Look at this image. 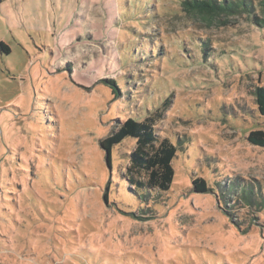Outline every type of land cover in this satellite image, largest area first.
Instances as JSON below:
<instances>
[{"label":"rangeland","instance_id":"1","mask_svg":"<svg viewBox=\"0 0 264 264\" xmlns=\"http://www.w3.org/2000/svg\"><path fill=\"white\" fill-rule=\"evenodd\" d=\"M180 1L0 0V264H264V27ZM166 98L174 176L146 200L135 139L109 164L100 140Z\"/></svg>","mask_w":264,"mask_h":264},{"label":"trees","instance_id":"2","mask_svg":"<svg viewBox=\"0 0 264 264\" xmlns=\"http://www.w3.org/2000/svg\"><path fill=\"white\" fill-rule=\"evenodd\" d=\"M180 6L187 13L206 18L250 12L253 13L251 17L253 25L264 27V16L257 15V11L264 15V0H258L257 3H254V0H181ZM0 46L5 48L1 42ZM106 82L113 87L114 95L120 96L115 82L108 79ZM255 94L258 110L264 115V87L257 88ZM169 100L166 98L142 120L131 117L123 121L117 120L110 134L100 140L101 148L108 152L109 163L110 151L114 145L128 137L135 139V146L129 153V164L124 175L133 191L141 192L146 200L153 199L155 191L158 193L168 190L174 176L172 159L177 147L167 137H159L154 127V124L162 118ZM246 139L250 144L264 148V130H251ZM192 184L195 192L208 191V186L201 177L194 178Z\"/></svg>","mask_w":264,"mask_h":264},{"label":"water","instance_id":"3","mask_svg":"<svg viewBox=\"0 0 264 264\" xmlns=\"http://www.w3.org/2000/svg\"><path fill=\"white\" fill-rule=\"evenodd\" d=\"M105 153H106L105 159H106V162L108 163V152L105 151ZM108 164H109V163H108Z\"/></svg>","mask_w":264,"mask_h":264}]
</instances>
